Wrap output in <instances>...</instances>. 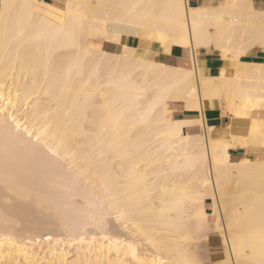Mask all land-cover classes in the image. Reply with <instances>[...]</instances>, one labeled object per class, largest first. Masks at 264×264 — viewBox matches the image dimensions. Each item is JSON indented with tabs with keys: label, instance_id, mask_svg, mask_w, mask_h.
Returning <instances> with one entry per match:
<instances>
[{
	"label": "bare ground",
	"instance_id": "6f19581e",
	"mask_svg": "<svg viewBox=\"0 0 264 264\" xmlns=\"http://www.w3.org/2000/svg\"><path fill=\"white\" fill-rule=\"evenodd\" d=\"M42 1L0 0V264H204L212 232L214 264H264V62L243 60L264 52V10L66 0L61 21ZM26 34L39 62L22 55ZM153 43L190 49L189 66L155 60Z\"/></svg>",
	"mask_w": 264,
	"mask_h": 264
},
{
	"label": "crops",
	"instance_id": "0c3cea01",
	"mask_svg": "<svg viewBox=\"0 0 264 264\" xmlns=\"http://www.w3.org/2000/svg\"><path fill=\"white\" fill-rule=\"evenodd\" d=\"M194 1H195L196 6H198L201 3H205V4H215L216 3V1H212V0H194ZM254 5L256 8L264 10V0H254ZM41 7H42L43 11H45L47 14L57 15L58 14V7L59 8L63 7V0H43L41 2ZM123 43H127L130 46L135 47L134 40H132V41L130 40L127 42L123 41ZM153 45L156 46V48H154ZM150 50L154 54H156L155 58L158 57L160 59V61L171 64V65L176 63V64H179L181 66H184V64L190 62V60L192 59V51L190 49H187V48L174 47V48H172L170 54H164L163 52H161L159 45H157L156 43H153L150 47ZM210 51H213V50L201 49L199 51V55L201 57L200 64H202V70L208 71V72L207 71L204 72L206 76H213V75L218 74L219 69L222 66L221 59L214 57L212 52H210ZM158 53H159V55H158ZM247 58L250 60H248ZM243 60L244 61L246 60V62H264V52L261 50L250 51L243 58ZM217 62H218V64L220 63L221 65H218V67L216 68L215 64ZM209 63H210V65H208ZM212 64H213V66H212ZM213 70L214 71L216 70V72L217 71L218 72L214 73V72H212ZM212 110L213 109H210L206 112L207 118H210V119H208L210 121V123L213 125L214 121L222 122L223 118L225 116L220 114V116L218 118L217 115H215V114L211 115L209 112ZM177 114H178V117H182V118H196L199 116L197 113H187V112H183L182 110L178 111ZM229 122H230V120H229ZM213 126L215 127V125H213ZM215 128L220 129V127H215ZM211 252H212V256H214L215 259L216 258L218 259V256L221 255L218 251H212L210 249L209 258H211V256H210Z\"/></svg>",
	"mask_w": 264,
	"mask_h": 264
},
{
	"label": "rangeland",
	"instance_id": "374dc122",
	"mask_svg": "<svg viewBox=\"0 0 264 264\" xmlns=\"http://www.w3.org/2000/svg\"><path fill=\"white\" fill-rule=\"evenodd\" d=\"M65 1L66 0H63V7H61L60 9L58 7V14L57 15H52V14L50 15L49 14V16H51V17H57V16H59V17H61L60 20L62 21L63 20V16H64V12L63 11H64V7H65ZM189 1H190V4L192 6H196L194 0H189ZM212 1H216V3L219 2V0H212ZM25 30H27V29H25ZM33 39L34 38L30 34H26V35H23V36L20 37V41L22 42V45L24 47L23 54H22L23 57L26 60L32 58L33 59V63H34V57L36 58V61L39 62V58L40 59H44L46 57L45 54L47 53V51L45 50V48H43V49H37L38 46L39 47H42L43 44L39 45V43H38L36 45L35 44V41ZM136 41H137V43H136ZM124 42H127V41L124 40ZM41 43H45V41L42 40ZM134 43H135V47H139L140 44H139V41L138 40H134ZM108 50L109 51H113V52H119L121 49H120V47H118V48L111 47V48H108ZM211 52H212V54H213L214 57L219 58L218 54L215 51L214 52L211 51ZM154 59L157 60V61H160V59H158V57L157 58L154 57ZM200 61H201V57H200V55H198V62H199V65H200V67L202 69V66L200 64ZM175 64L176 63H174L172 65H175ZM43 65H45V64L43 63ZM184 65L185 66H189V63H186ZM215 65H216L215 67L217 68L218 65H221V64L220 63L218 64V62H217ZM52 70H53V66L50 67V71H52ZM39 71H44V68L41 67L39 69ZM202 72L204 73L203 70H202ZM213 72L214 73H217L215 71H213ZM174 111H176V114L175 115L178 116L177 113H178V111H180V108H175ZM209 113L211 115L212 114L217 115L218 118H219L220 114H222V112L219 109H213ZM229 120H230V118L228 116H225L223 118V121L222 122L214 121V124L213 125H215V127H220V129H218V130H221V129L222 130H224V129L226 130L228 128ZM224 122H226V123L224 124ZM210 125H212V124L210 123ZM262 152H263L262 149L259 150L257 148H253V149H251L249 151L244 152V155H248L250 158H256V157L262 155ZM241 153L242 152H240V151H235V152L232 153V156H233V158L235 160H237L238 157L241 156ZM212 206H213L212 201H208L207 202V210H208V213L209 214H213ZM207 236L208 237L202 238V239H200V240L197 241L198 242L197 248H198L199 253H200L199 256L203 260L204 264H214L216 262V260L213 258L212 252L210 253L211 258H209L210 249L212 251H218L222 255L223 250H224V247H223V244H221V243H222L223 240H222L221 235L219 233H217V232H212L211 234L208 233ZM71 255H72V252H71Z\"/></svg>",
	"mask_w": 264,
	"mask_h": 264
}]
</instances>
